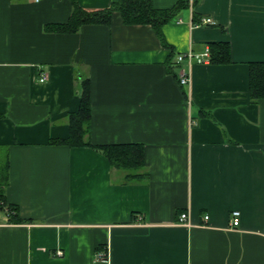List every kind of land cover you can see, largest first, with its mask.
<instances>
[{"label":"crops","instance_id":"obj_1","mask_svg":"<svg viewBox=\"0 0 264 264\" xmlns=\"http://www.w3.org/2000/svg\"><path fill=\"white\" fill-rule=\"evenodd\" d=\"M112 1L77 0L87 10ZM186 1L162 26L164 46L117 12L59 33L45 25L65 22L70 0H0L2 189L27 220L2 210L0 264H264V98L250 99L248 66L264 62V0ZM194 15L215 24L194 27ZM210 42H228L231 61L193 63L182 86L176 55ZM83 77L87 139L141 143L140 179L92 147L50 143L68 136ZM183 212L189 224L177 222Z\"/></svg>","mask_w":264,"mask_h":264},{"label":"trees","instance_id":"obj_2","mask_svg":"<svg viewBox=\"0 0 264 264\" xmlns=\"http://www.w3.org/2000/svg\"><path fill=\"white\" fill-rule=\"evenodd\" d=\"M71 1V13L65 22L45 25V30L59 33H73L86 24L109 25L114 12L119 13L125 25H149L160 42L167 46L162 26L173 19L179 10L187 6L186 0H178L168 8H157L152 0H113L107 7L87 10L79 5L77 0ZM200 17L193 16V23ZM209 62L229 63L230 46L228 42H210L208 46ZM249 66V97L253 101L264 98V62L252 61ZM91 88L88 77L80 80V98L77 109L67 116L68 136L51 138L50 143L68 147H92L100 151L113 168L126 171V180H138L145 174L138 172L145 165L144 147L141 143H107L93 144L86 135L90 125ZM1 116V113H0ZM7 209V221L21 223L27 221L18 216L17 207L8 204L0 181V211Z\"/></svg>","mask_w":264,"mask_h":264},{"label":"built area","instance_id":"obj_3","mask_svg":"<svg viewBox=\"0 0 264 264\" xmlns=\"http://www.w3.org/2000/svg\"><path fill=\"white\" fill-rule=\"evenodd\" d=\"M35 2H38L40 0H33ZM180 21V20H179ZM215 22L211 17H202L199 22H194L192 25L194 27L201 26V25H214ZM209 60V50L208 48L205 49V51L201 55L194 54L192 51H188L186 53H178L176 55V62H182L186 61L187 63V69H182L178 73V80L179 83L182 86H187L189 84L190 76H189V70L190 67L192 66L193 63H203ZM47 76L44 72L39 74L38 81L44 82L46 80ZM5 213L7 214L8 212H11L10 210L4 209ZM203 219L207 220L208 215L204 214ZM239 219H240V212L238 210H233L231 212V218H230V225L232 228H236L239 225ZM178 223L182 224H189L187 220V213L183 212L179 215L178 217ZM57 255H61L62 251L57 250L56 251ZM97 256L99 258H105L106 252L105 250H101L97 252Z\"/></svg>","mask_w":264,"mask_h":264},{"label":"rangeland","instance_id":"obj_4","mask_svg":"<svg viewBox=\"0 0 264 264\" xmlns=\"http://www.w3.org/2000/svg\"><path fill=\"white\" fill-rule=\"evenodd\" d=\"M3 177H4V172H3V169H1V162H0V181L2 182L3 181ZM0 214H2V215H0V216H4L3 214V211H0ZM5 218V217H4Z\"/></svg>","mask_w":264,"mask_h":264}]
</instances>
